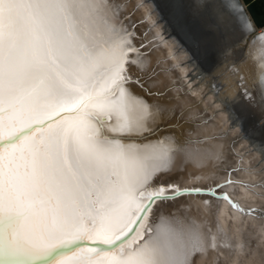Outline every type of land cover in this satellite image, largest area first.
Segmentation results:
<instances>
[{
	"label": "snow or ice",
	"instance_id": "1",
	"mask_svg": "<svg viewBox=\"0 0 264 264\" xmlns=\"http://www.w3.org/2000/svg\"><path fill=\"white\" fill-rule=\"evenodd\" d=\"M119 3L0 0V264H193L165 209L206 195L245 211L220 191L237 180L158 183L201 119L172 110L183 147L156 136L166 106L132 91L153 94L132 75L150 53Z\"/></svg>",
	"mask_w": 264,
	"mask_h": 264
},
{
	"label": "bare ground",
	"instance_id": "2",
	"mask_svg": "<svg viewBox=\"0 0 264 264\" xmlns=\"http://www.w3.org/2000/svg\"><path fill=\"white\" fill-rule=\"evenodd\" d=\"M225 2L232 15L220 9L217 13L242 30L238 40L246 49L236 67L224 75L218 65L211 73L201 70L191 51L160 17L154 0H120L119 8L126 13V25L138 23L136 42L144 43L150 53L143 61V71L133 69L132 75L139 76L153 94L135 85L132 91L154 108L166 106L156 136H175L183 147L186 126L171 118L172 110H191L201 119L198 135L192 138L194 147L177 153L172 171L161 176L158 183L192 188L212 187L226 178L240 182L220 191L235 192L233 199L245 209L243 213L231 209L224 200L186 196L165 209L170 213L171 228L195 244L199 255L193 264H264V216L259 214L264 210V141H258L264 136V117L250 106L255 94L250 80L259 82V90L264 88V27L255 29L244 0ZM213 6L216 9L215 3ZM146 17L150 19L142 23ZM217 76H221L219 88ZM234 101L244 107V113L233 109ZM254 134L260 136L254 138ZM232 168L238 171L228 175ZM250 208L257 212L251 213ZM159 217L158 213L157 223Z\"/></svg>",
	"mask_w": 264,
	"mask_h": 264
},
{
	"label": "water",
	"instance_id": "3",
	"mask_svg": "<svg viewBox=\"0 0 264 264\" xmlns=\"http://www.w3.org/2000/svg\"><path fill=\"white\" fill-rule=\"evenodd\" d=\"M213 1L221 11L232 15L225 0ZM244 1L255 29L264 27V0ZM154 5L179 42L191 51L202 69L208 70L207 60L213 62L216 57L218 40V35L210 28L215 24L214 6L210 0H154Z\"/></svg>",
	"mask_w": 264,
	"mask_h": 264
},
{
	"label": "rangeland",
	"instance_id": "4",
	"mask_svg": "<svg viewBox=\"0 0 264 264\" xmlns=\"http://www.w3.org/2000/svg\"><path fill=\"white\" fill-rule=\"evenodd\" d=\"M212 5L214 4L212 0H210ZM198 6H200L199 2ZM217 9L214 8L213 11V18L215 19V24L213 26H210L211 29L214 30V32L218 35V40L216 41V57L214 58L213 62L212 60L209 63V69L204 70L201 68L202 71H205L206 73H211L213 66H220L222 67V72L224 71L223 75L226 74L228 71L233 70L237 63H239V59L242 58L245 48V44L243 47L240 45V40H238L239 36L241 35L242 30H238V26L234 23L233 20H229L226 18L220 17L217 12ZM216 10V12H215ZM219 15V16H218ZM222 19V20H221ZM138 24V23H137ZM137 24L135 26H137ZM237 26V28H236ZM221 32V34H219ZM249 37V36H248ZM247 41L249 38L246 39ZM249 42V41H248ZM221 76H217L215 78L216 81V87H220L221 85ZM214 79V78H213ZM217 79V80H216ZM251 88L254 91V97L250 100V106L254 109L255 113L259 116L264 117V88L259 90V82L257 80H250ZM233 109L235 111H238L239 113H244V107L239 104V102L234 101ZM243 132V131H242ZM243 136V135H242ZM259 134H254L252 137H258ZM250 137V136H246ZM250 137V138H252ZM262 140L258 141H264V136H262ZM240 136H238L237 139H239ZM253 138V139H254Z\"/></svg>",
	"mask_w": 264,
	"mask_h": 264
}]
</instances>
